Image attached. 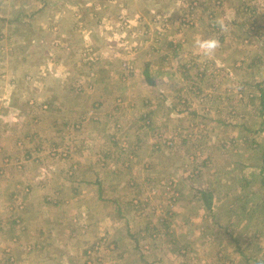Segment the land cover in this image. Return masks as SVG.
<instances>
[{
  "label": "rangeland",
  "instance_id": "1",
  "mask_svg": "<svg viewBox=\"0 0 264 264\" xmlns=\"http://www.w3.org/2000/svg\"><path fill=\"white\" fill-rule=\"evenodd\" d=\"M208 38L220 47L206 56L195 42ZM259 91L264 0H0V153L20 150L0 157V262L107 264L112 242L94 232L97 210L86 209L95 201L120 218L126 235L157 243L169 264H264ZM141 142L151 145L148 155ZM25 151H42V161ZM57 169L67 194L49 188ZM243 171L254 173L239 194L232 180ZM73 180L84 183L77 192ZM184 205L200 210L198 221L187 232L161 231ZM42 218L50 240L36 235ZM193 244L207 255L196 258ZM186 246V259L169 254Z\"/></svg>",
  "mask_w": 264,
  "mask_h": 264
},
{
  "label": "crops",
  "instance_id": "2",
  "mask_svg": "<svg viewBox=\"0 0 264 264\" xmlns=\"http://www.w3.org/2000/svg\"><path fill=\"white\" fill-rule=\"evenodd\" d=\"M169 45L171 46V44H169ZM170 46H169V48H170ZM173 56H176V54L174 53L172 55V57ZM19 64H20V62H19ZM147 68H148V73H149V78H150V76L152 75V73L150 71V66L147 67ZM38 77H40V76H38ZM168 79H170V78H168ZM151 85H153V84H151ZM10 92L12 93L13 96H19L18 95V93H19L18 87H17V89H15L13 87L10 90ZM101 93H102V95H105L106 94V95H109L111 97L114 95L116 98L121 96V95H117V94H113V93L112 94H107L103 90L101 91ZM259 93H260V95L264 96V94L262 92L259 91ZM20 94L24 97L27 93L20 92ZM133 94H135V92H133ZM106 95H105V97L107 98ZM136 96H137V94H136ZM96 97L98 98L97 100H99V99L102 100V98H100L99 96H96ZM55 109H57V107H55L54 110ZM83 110H86V109H82L80 112H83ZM76 114H77V108L72 107L71 115L72 116H75ZM109 114H106V115H109ZM88 121L89 120H87L85 122V124L83 125V128L84 129H82V133H81V135H82L81 137L83 139L80 141V143L82 144L81 147H84V148H85V146H83V143H86L87 142V139L86 138L89 136L90 132H92V131H90V132L87 131L88 128L91 129V126H89L90 124L88 125ZM54 125L56 127H61L58 123L57 124L54 123ZM85 129H86V131H85ZM15 130H18V129L16 128ZM93 135L96 136V133L92 134V136ZM56 136H58V132H56ZM84 139H86V140H84ZM113 139L114 138H111V140H113ZM74 140H75V137H74ZM50 142H51V144H53L51 146L58 145V142L55 139H52ZM19 143H21V142H19ZM140 144L142 145V147L145 148L144 150H142V154L143 153H147V155H148V153L150 152V150L148 148H150L151 145L149 143H145V142H141ZM69 145L70 146H72V145L75 146L76 145V141H75V143L69 144ZM10 147H11V150L12 151L9 150V149H5L4 151H2L0 153V157L7 158V157L12 156L15 153V151L17 150V148H15V150H14V147H15L14 145H11ZM12 152H13V154H12ZM17 153H20V150L19 149L17 150V152L15 154H17ZM23 153H25L23 155V157H27V158H31V159L33 158L38 163H40L39 162L40 160L42 161V159L40 157L43 154L42 151H40L39 153H34V154L27 153V151H25ZM79 155L80 156L78 157V160H80V159L82 160L83 155H81V154H79ZM153 156L154 155L152 154V156H151L152 159H153ZM138 157L139 158L137 159V163L140 165V160L141 161H144V160L140 156H138ZM20 158H22V157H20ZM2 161H3V158L0 160V164L1 165H2ZM71 162H73V161H71ZM162 162H166V161H162ZM26 163H30V160L29 161H26ZM38 163H36V164H38ZM236 164L237 163H233V165H236ZM79 167H80V165H79ZM262 169L263 168H260L257 171V174H258L257 177L260 180H262L263 177H264V170H262ZM232 170L233 171H237V170H234L233 167H232ZM41 172H42V170L39 169V171L35 175V178H41L43 176V174ZM52 173H53L52 170H47L45 172V175L46 174L47 175L48 174H52ZM228 173H229V171H226L225 173L224 172L221 173L220 174L221 176L218 179H221L222 178V180H223V178H226L225 176ZM253 173L252 172H250V173L246 172L245 173L244 171L243 172H240V173L237 172V174H235V176H234V178L235 177L236 178L235 179L233 178V180H232V187L235 188L239 194L245 193V191H247V188L245 189V187L248 186V184H249V181L248 180H249V178H252L253 177V175H252ZM60 174H61L60 169H57V171L54 172V175H56V177L53 176L54 180L52 181L51 184H49V188L51 186V189L52 190L55 189L56 190L55 192L58 191L61 195H64V194H67V191H64L62 189L60 190V188H61V185H60ZM86 176H84L83 178L84 179H87ZM45 177H47V176H45ZM123 178H124V175L122 176V179ZM135 178H137V177H134L132 179H135ZM69 179H72V178H69ZM226 181H227V179H226ZM234 183H236L235 186H234ZM38 184H39V182L38 181H35L34 184L31 185V188L36 187L35 190L38 191V193H39L40 188H39V186L37 187ZM69 184H70L69 190L72 188L74 190V192H77L76 188L78 186L79 187L84 186V183H76L74 180H73V182L71 181V183H69ZM94 184H97V183H94ZM89 185H92V184H89ZM45 186H46V184H45ZM217 186L218 187L221 186L219 188L220 191L221 190H222V192L225 191V190L223 191L224 188H223V184L221 183V181L217 182ZM64 188L66 189L67 186H65ZM72 189H71V191H72ZM69 190H68V192H69ZM205 192H206V190H205ZM231 193H232V191H231ZM234 193H235V191H234ZM64 199L67 200V198H64ZM97 201H100L101 202V200H97ZM27 202H30V199H28ZM94 202L93 203L90 202V204H93V205H89V204L86 205L88 207L86 209H88V210H94V209L97 210V224L94 226V232L97 233L98 236H100V235H107L109 237V240L112 242V248L107 252L108 255L110 256L109 257L110 259H109V261H107V264H169L168 261L166 260V257H165L166 256L165 250L160 249V247H157V245H156L157 243L156 244H153V243L151 244L149 242L150 238H147V237H145L144 239L139 240V237H138L139 235L138 236L137 235H132V234H130V235L127 234L126 235L125 234L126 232L123 230V223H121L120 218H118L117 216H113L112 214L109 213V211H108V205H94ZM178 207L179 206H176V208H178ZM176 208H175V211H176ZM184 208L185 209L183 211H180V213H178V214H175V211H174L172 213L171 222L166 223L165 227L162 228L161 231H163V230H165V231L166 230H170V229H168V227L174 228V226H179L180 227V230L184 229L187 232V229H189V227L192 226V222H197L198 221V219H197L198 218V215L196 213L197 212H200V210L195 209V208H191L189 205H184ZM198 208H200L199 205H198ZM39 210H41V208H39ZM66 212L67 211L62 212L61 210H59V215L61 216V218H63L62 217L63 215L64 216L66 215L65 214ZM190 215H193L194 217L196 216V219L193 221L192 218L189 217ZM51 219L52 218L49 217V220H51ZM31 222H32L31 219H28V224H30ZM60 222H61V219H59V220L57 219V222L56 223H53V221H49V224L51 225V228L48 229V230L49 231L56 230V227H59ZM129 222H131V221H129ZM40 223H41L40 226H42V229L41 228L40 229H37L36 230V235L37 236H43L44 234L47 235V233H46V223L44 221V218L41 219ZM198 225H199V222H198ZM198 225H197V227H198ZM185 235H187V234L184 233L183 236H185ZM47 236L48 237L47 238H44V239L45 240H50L51 238L49 236H51V235H47ZM167 236H173V233H172V235L171 234H168ZM162 237H165V236L161 235V238ZM186 239H189V237H187ZM147 240H148V242H147ZM195 241H198V239H195ZM141 243L143 244V246L141 245ZM145 244H147L148 247H144ZM194 247L195 248L192 251L189 250V246L183 247L182 249L180 248L179 250H176V249L172 250V249H170L168 251H171L172 250L171 253H169V254H171L176 259H178L180 257H185V259H186V255H184V251L185 250H186V252L187 251L188 252L190 251V252L194 253V256L196 258L197 257L203 258L204 255H207V251H204V250L202 251L201 249H199L200 251L196 250L197 249V245H194ZM159 250H160L161 253L159 252ZM168 251H167V253H168ZM72 253L74 254V250H73ZM152 253H153V255H151ZM0 258H2L1 255H0ZM179 262L180 261L178 260L175 264H178ZM183 263L184 264H187V260L184 261ZM0 264H3V261L0 262Z\"/></svg>",
  "mask_w": 264,
  "mask_h": 264
},
{
  "label": "clouds",
  "instance_id": "3",
  "mask_svg": "<svg viewBox=\"0 0 264 264\" xmlns=\"http://www.w3.org/2000/svg\"><path fill=\"white\" fill-rule=\"evenodd\" d=\"M223 27V25H221ZM196 47L199 48L204 55H213L220 47V42L215 38L200 39L195 42Z\"/></svg>",
  "mask_w": 264,
  "mask_h": 264
},
{
  "label": "trees",
  "instance_id": "4",
  "mask_svg": "<svg viewBox=\"0 0 264 264\" xmlns=\"http://www.w3.org/2000/svg\"><path fill=\"white\" fill-rule=\"evenodd\" d=\"M144 75H145V80H146V82L148 83V85H151L152 83H151V81H150V79H149V73H148V68H146V70L144 71ZM263 101H264V98H263ZM203 196H204V202H205V208L206 209H208V210H210L211 209V203H210V200H211V198H210V196H211V194L210 193H205V195L203 194Z\"/></svg>",
  "mask_w": 264,
  "mask_h": 264
},
{
  "label": "built area",
  "instance_id": "5",
  "mask_svg": "<svg viewBox=\"0 0 264 264\" xmlns=\"http://www.w3.org/2000/svg\"><path fill=\"white\" fill-rule=\"evenodd\" d=\"M105 241H106V240H105V239H103V240L101 241V243H100V244H102V243H105ZM100 244H99V245H100ZM94 249H95V250H97V249H98V247H95Z\"/></svg>",
  "mask_w": 264,
  "mask_h": 264
}]
</instances>
